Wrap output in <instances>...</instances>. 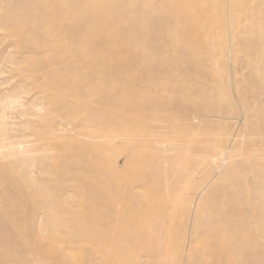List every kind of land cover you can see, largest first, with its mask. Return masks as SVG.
<instances>
[{
	"label": "rangeland",
	"instance_id": "obj_1",
	"mask_svg": "<svg viewBox=\"0 0 264 264\" xmlns=\"http://www.w3.org/2000/svg\"><path fill=\"white\" fill-rule=\"evenodd\" d=\"M97 2L110 30L95 34L102 42L95 51L102 53L101 60L113 64H97L93 74H84L79 68L81 58H67L66 44L53 56L26 23L17 27L21 33L17 36L12 20L24 15L21 2L0 0V143L6 145L4 148L28 152L27 166L17 169L34 168L41 179L57 186L63 215L69 209L76 223L74 228L49 226L42 224L39 214L34 218L33 234L42 244L58 248L61 264H186L190 250L198 253L196 264H202L203 255L213 251V238L204 234L199 241L185 233V208L194 212L200 196L194 201L176 199L175 181L179 182L177 176L181 175L159 159L163 150L160 141H175L184 153L232 137L238 151L231 163L236 164L235 174L242 162L250 166L248 174L240 178L242 185L230 182L239 193L237 197L244 193L246 184L252 183L259 192L264 189V84L255 79V67H250L256 64L264 73V0H177L175 7L168 4L172 0ZM46 3L48 6L51 1ZM255 6L259 8L254 16H247L244 11L249 8L251 12ZM153 7H165L169 14L161 18L150 10L152 17L144 20L142 10ZM184 9L189 16L170 13ZM93 14L98 17L94 10L86 12ZM134 33L157 42L158 51L148 48L141 52L143 46L137 50ZM84 39L76 45L80 53L89 51ZM156 58L162 66L174 64L175 73L154 68ZM158 79L168 87L152 84ZM213 109L227 112L230 118L210 114ZM64 119L70 120L68 125L50 130ZM115 126L136 132L130 136L139 142V149L130 150L113 136L115 133L107 137L108 128ZM2 155L0 150V161ZM54 168L59 174L48 173ZM212 169V164H203L202 171L185 187L189 196L196 190H202V196L222 183L219 170L211 175ZM143 173L144 179L134 185V178ZM12 181L0 173V192L16 198L19 192L9 186ZM164 181L172 184L164 187ZM157 182L162 186L159 191L153 185ZM112 184L117 187L112 188ZM125 186L132 188L125 193ZM225 191L222 184L206 197V208L219 203ZM237 201L234 197L222 203ZM3 202L0 197V204ZM256 203L257 208H251L257 209L258 216L248 229L241 227L240 233L246 249L254 254L264 249V196ZM159 208L167 209L169 215L160 230L172 236L165 242L161 232H153L151 226L147 228L153 232L150 239L137 230L141 218L160 219L154 212ZM61 211L58 208V214ZM28 213L23 205L21 227L27 226ZM223 217L218 228L224 226ZM205 224L209 225L207 220ZM54 228L62 235L60 240L49 242L46 235ZM246 231L257 236L250 237L249 245ZM1 234L8 237L6 230ZM128 234L132 237L127 244L122 236ZM158 239L159 251L151 244ZM31 256L23 251L18 259L10 257L0 264H43ZM241 263L264 264V254Z\"/></svg>",
	"mask_w": 264,
	"mask_h": 264
},
{
	"label": "bare ground",
	"instance_id": "obj_2",
	"mask_svg": "<svg viewBox=\"0 0 264 264\" xmlns=\"http://www.w3.org/2000/svg\"><path fill=\"white\" fill-rule=\"evenodd\" d=\"M50 1L51 4L47 6L48 3L46 2H48V0H46V2L41 0H20V6L22 7L24 15L12 20L14 21L12 22L14 24L13 31L17 34V36L21 35L17 27L20 24L26 23L25 25L29 26L33 33H36L37 36H41L45 46L53 56H56L60 52V50L62 49L60 46L61 44H66L67 58L72 55L81 58L83 64H80L79 68L84 74L92 73L93 68L96 71L98 69L97 64H113L106 62V60H101L102 53L99 51H95L96 46L100 47L102 43L100 41V38H95V34L101 32L106 33L110 30V28L106 25L105 17L97 10V7L99 6L97 0ZM176 2L177 0H172V3L168 4L172 7H175L177 5ZM257 8L259 7L255 6V8H251V12H248L250 10L248 8L244 12L247 16L248 13H252V16H254V10H256ZM154 9L155 8L153 7L142 10V13H140L143 19L149 20L153 14L152 12H150V10ZM92 10L97 13V18H94V14L86 15V12ZM165 10V7H161V9L159 10L157 8L156 10H154V14L159 13L156 16L161 18L166 17L169 12ZM170 13H172L173 15L176 13L179 17H186L190 15L189 11L186 9H184L183 12L172 11ZM182 24L183 26H185L184 21H182ZM9 25L10 24L8 23V26ZM263 25L264 24H262V26ZM178 26L179 23L176 24V27ZM79 32H81V34H78ZM80 37L81 39L85 37L84 40L86 41L84 42L88 45L89 48V51L87 49L85 53H80L79 48L76 46L81 43ZM134 37L137 50L138 47L143 46L141 52L146 51L148 48H154L152 50L158 51L157 42L142 38L143 36L141 33H134ZM130 53L131 52L127 54ZM136 55L137 51L132 54V56L134 57ZM155 63H157L154 66V68L156 69L167 70L173 74L175 73L174 64H163L162 66V64H160V59H157ZM139 65L140 67L145 66V64ZM68 66H72V64H68ZM250 67H255L253 72V74L255 75V79L264 84V73L262 74V71H260L256 64L250 65ZM151 82H153L152 84L158 86L166 85V82H159V79L153 80ZM226 113H224L220 109H213L210 112V114H213L219 118H230L229 116H226ZM234 117L236 116L234 115ZM69 121L70 120L64 119V123H60L58 124L56 129L50 128V130H61L69 124ZM109 129L110 131L105 134L107 137H110L115 133L121 137L117 135L113 136L122 139L121 142L126 144L130 150L139 149V142L132 141L130 136H134L136 132L124 130L122 128H120L119 130L117 126L110 127L108 128V130ZM137 136H140V134ZM160 143L163 147V150L162 157L159 159H162V161H164L166 164L171 165L170 167H172L171 169L174 171V173L178 172L181 175L177 176V178H179L177 179L179 182L175 181V186L177 188L176 199L194 201L197 196H200V198L197 199L194 212L189 210L190 208H185L187 219V221H185L187 225L185 233L189 236H193L199 241L204 234L209 239L213 238L212 244L210 245L213 251L203 255V263L242 264L241 262L247 258L263 255L264 249H262V251L259 253L256 252L255 254L248 251L242 238L244 235H240L241 227H244L245 230L248 229L253 218H256L258 216L256 214L257 209L251 207L257 208L256 202H258V199L263 198L264 189L259 192V189L256 190L255 186L252 183L250 185L246 184L243 190L244 193H241L240 197H237L239 193L235 192L230 185V182H232L234 186L235 183L242 185L240 178L245 177L250 170V166L248 164H245V162H242L241 170L239 171V173L237 172V174H235L237 168L236 164H231L232 160L238 155L236 147L233 146L235 144V139L230 137L224 142L213 140L211 144L205 145L193 151H185L184 153H182L181 151L183 149H178V147L180 146L177 147L175 141L172 142L171 140L168 141L166 139L165 141H160ZM5 146L6 145H3V143H0V150L3 151V155L1 157L2 160L0 161V173L3 172L5 177H10L13 179L12 185L9 186L15 188L19 192L20 196L18 195L16 198H13L9 193L7 194L6 192H0V197L4 198V202L0 204V244L2 246V248L0 249V260H6L10 257L18 259L19 253L28 251L29 253H31L32 258L37 260L39 259L43 264H61L62 256L60 255V251L58 250V248L52 246V244L50 243L42 244L40 238L33 234L35 230L34 218L38 217L39 214H42L44 221H42V224L49 226L54 225L55 227H63L68 225L69 228H74L76 223L74 218L72 217V211L66 209L65 215H63L61 211L62 206L61 204H59L58 199L59 189L57 188V186L52 187L51 184L47 182V180L41 179V177L39 176L40 174H38L37 170H35L34 168L20 170L17 169L21 165L27 166L28 160L26 159V156L28 152L26 150H14L10 148H4ZM176 149H178V152H176ZM17 154L20 155L17 156ZM11 159H13L12 163L10 162ZM227 162H229V164L223 168V165ZM8 163H10L11 166H8ZM203 164H212L213 169L211 175L214 174L215 171L219 170L218 178H220L222 183H217L202 196V190H196L193 195L189 196L185 191V187L190 182V180L195 175H197V173H200L202 171ZM48 173L57 175L59 174V171L58 169L56 170L54 168L53 170L48 171ZM34 174H38V176H33ZM140 179H144V173L142 174V176L139 175L138 177L134 178V185L138 186ZM169 184L172 183L170 181H164L163 185L164 187H166ZM222 184L224 185V190L226 191L220 195V202H215L211 208H206V197L210 196L213 191ZM153 185L157 188V191L162 188L161 184H159L158 182L153 183ZM115 187H117V184H112V188ZM26 188H30L29 193L26 191ZM131 188L132 187L130 186H125L124 192L126 193L127 191H130ZM252 191L254 193H252ZM32 192L33 196L30 195ZM234 197L238 199L237 202L222 203L223 200ZM6 204L10 206L8 210L5 209ZM23 205L28 208L29 212L28 214H25L29 218L26 227L20 226V224L24 222V220L22 221L19 218L21 214V207ZM58 208H60L61 214H58ZM154 212L160 215V219L155 216H151L153 218H141L139 227H137V230H139L138 233H140V236L142 234L144 237L148 236V238L150 239L152 233L157 229L164 236L165 242L170 237H172L170 233L160 231L164 226V223L167 222V217L169 216L167 209H156ZM222 212L224 213V215ZM11 217L13 218L11 219ZM222 217L223 221H225L224 226L218 228V220L222 219ZM205 220H207L209 225L205 224ZM230 223L235 226V229H233L232 226L229 225ZM148 226H151L153 232L149 233L150 231H147ZM2 230H6L8 232L7 238H4V236H2ZM107 234L110 235L109 230ZM244 234L247 238L248 245L250 243L251 236H253V238L257 237L254 232L250 236L248 234V231H246ZM61 235V231H59L57 228H54V230L47 233L46 237L48 241H56L60 240ZM78 235L83 236L80 232L78 233ZM131 237L132 236L130 234H128L127 236H122L123 241L127 244L129 243L128 241ZM154 243L156 244L157 250H161L159 247L160 240L158 239L157 242H151V244ZM15 245L19 246V250L15 249ZM197 254L198 253H195V250H190L186 264H196L195 256ZM199 264H201V262H199Z\"/></svg>",
	"mask_w": 264,
	"mask_h": 264
}]
</instances>
